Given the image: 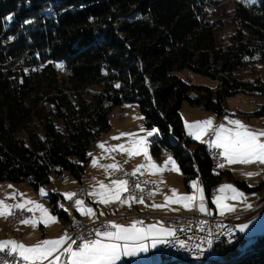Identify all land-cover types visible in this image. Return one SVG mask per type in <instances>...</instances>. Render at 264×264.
Wrapping results in <instances>:
<instances>
[{"label":"trees","instance_id":"1","mask_svg":"<svg viewBox=\"0 0 264 264\" xmlns=\"http://www.w3.org/2000/svg\"><path fill=\"white\" fill-rule=\"evenodd\" d=\"M215 1L0 0V181L26 182L37 190L49 183L51 172L79 179L90 161L89 146L109 129L110 107L132 101L145 127L158 130L151 154H171L185 186L198 179L210 198L209 189L232 175H215L206 146L186 139L182 103L222 115L236 93L264 99V81L235 75L254 62L264 69V0L236 6L238 25L223 46L207 19ZM183 68L216 80V87L183 82L174 73ZM148 83L157 87L150 90ZM89 85L101 88L92 108L73 97ZM40 103L65 122L66 135L50 124L45 138L28 129ZM243 116L264 117V103ZM21 131L29 133L28 144ZM262 187L264 181L254 189ZM58 199L51 192L49 205L64 217ZM215 250L221 261L213 264H264V234L249 240L239 235L236 245Z\"/></svg>","mask_w":264,"mask_h":264},{"label":"rangeland","instance_id":"2","mask_svg":"<svg viewBox=\"0 0 264 264\" xmlns=\"http://www.w3.org/2000/svg\"><path fill=\"white\" fill-rule=\"evenodd\" d=\"M257 2L258 0H216L208 7L207 19L218 45H227L238 25L234 18L236 6L240 3L257 4ZM129 11L126 10V13L128 14ZM128 15L130 16L131 13ZM130 17H133V15ZM174 73L187 84H198L209 88H215L217 85L216 80L192 73L186 68L176 70ZM235 75L237 78L245 81H264V69L260 62L247 65L242 70L235 72ZM152 87L154 88V86ZM100 90L99 86L89 85L82 88L78 94L74 92L73 97H82L88 102L89 108H92L96 101V93H99ZM261 103H264L263 97L259 98V95L250 96L239 92L227 98L226 110H252L256 109V106ZM179 114L187 140L206 145L207 147H214L210 140L212 139V129L216 126L214 121L217 122L216 113L204 111L197 106H191L187 102H183L179 109ZM48 124H50L54 132H61L64 135L68 133L65 122L61 118L56 117L47 104L40 103L28 129L35 132L40 138H45L47 132L46 126ZM108 124L109 129L103 132L88 148L90 161L85 168V174L81 178L83 184H79L78 179L66 171L61 173L60 179L57 178L58 175L55 172H51L49 183L40 187L38 193L27 184L0 183V222L6 209L12 204L20 207V203H34L36 207H40L44 203H47L45 200L48 201L49 190H62L63 195L69 192H73L74 194L80 185H84L86 195V193L88 194L86 184H89V181L94 183L91 187L94 191L93 194L96 195L99 202L103 206L111 204L120 195V180L112 178L120 170L131 176H143L139 174H143L145 169L153 167L155 171L163 172L168 169L170 163V171L178 173V165L171 154L163 152L162 154L167 156L160 164L158 162V159L161 160L160 157L151 154V143L155 138L159 137V133L156 128L145 127L137 102L126 101L120 105H112L109 109ZM255 134H258V132ZM20 135L24 138L26 144H28L30 140L29 133L21 131ZM217 139L218 136L216 135L215 140L217 141ZM194 147V144H191L189 149L193 150ZM241 150L242 153L234 154L226 162L222 160L220 164L213 165L212 171L215 175H218L221 170H227L231 173L232 179L223 177L218 180L216 185V187L218 186V193L212 199L213 207L211 211L213 212L216 208L218 217L232 219L236 221L237 225L242 222L237 229H242L244 232L243 238L249 240L251 237L264 234V213H261V210H264V187L260 190L254 189L261 181H264V164L260 165L262 160L264 161V152L260 153V150L251 149L249 143L245 147H242ZM221 159H224V155L221 156ZM256 174L259 175L257 176ZM252 175L256 176L254 181L250 177ZM170 177L175 179V173L170 175ZM235 180L245 182L248 189L238 185ZM30 189L34 193V196L30 192ZM62 191L60 192L62 193ZM58 205L60 209H68V207L72 211L74 209L71 204H66L67 207L64 206L62 199H59ZM206 209L207 204L198 207L200 211ZM70 210H67V215L73 213ZM186 213L188 212L169 214L177 216L186 215ZM168 217L171 216H164L162 219ZM115 218H117V215L104 211L103 214H99L98 212L94 219L82 222L88 224L103 220V224H106L108 219L111 221ZM17 223L8 225L5 221L4 226L11 228ZM68 230V226L66 225V233Z\"/></svg>","mask_w":264,"mask_h":264},{"label":"crops","instance_id":"3","mask_svg":"<svg viewBox=\"0 0 264 264\" xmlns=\"http://www.w3.org/2000/svg\"><path fill=\"white\" fill-rule=\"evenodd\" d=\"M254 110L236 109L217 115V122L214 121L216 126L212 129L210 142L213 144L212 146L220 149L221 156L224 155V159H222L224 162L234 154L242 153L241 148L248 143L251 149L260 150V153L264 152V117L247 118L243 116V113H250ZM256 132L258 134H255ZM216 135L218 136L217 141L215 140ZM189 147L186 149L188 150ZM206 148L212 147L206 146ZM166 156L164 154L159 156L161 159H158L159 164ZM263 164L262 160L260 165ZM169 166L170 163L168 169L163 172H157L155 168L150 167L145 169L143 174H139L155 185V188L150 191L149 197L139 201L120 198V195L127 190L126 181L120 179V195L111 204L103 206L93 194L91 186L94 183L89 181V184H86L88 194L85 195L84 190L83 196L76 200L73 214L84 222L94 219L98 212L103 214L106 211L109 214L117 215V218L111 221L108 219L105 224V228L113 226L114 230L103 232L101 241L94 245L72 251L68 264H124L125 258L140 257L158 249L163 239L173 233L172 227L163 223V215L191 211L196 202H198L197 209L200 205L207 204L206 210L212 212L213 198L207 197L204 187L198 182V179L190 181L189 186H185L181 171L179 173L180 169H178V173L172 171L175 173V179H172L170 175L173 173ZM85 170L80 178H77L79 184H83L81 178L85 174ZM250 177H252V181L256 178L254 175ZM57 178L60 179L61 175ZM2 182L9 181H0V183ZM21 184L29 185L26 182ZM31 189L30 192L34 196ZM39 190L40 188L35 192L38 193ZM60 191L62 190H49V196L51 192L57 193L59 199H62L64 206L67 207L66 199L74 194L69 192L63 195V191L62 193ZM59 199L57 200V212H63L64 217L54 213L47 200H45L47 203L40 207H36L34 203H20L18 208L27 210L30 216L11 228L5 227L4 222L10 207L14 204L8 208L9 210L6 209L0 222V250L7 248L17 251L18 255L29 264H58L61 256L60 250L66 241L67 210H70L69 207L60 209ZM70 211L72 212V210ZM212 213L218 215L216 208ZM238 231L243 237V230L239 229Z\"/></svg>","mask_w":264,"mask_h":264},{"label":"built area","instance_id":"4","mask_svg":"<svg viewBox=\"0 0 264 264\" xmlns=\"http://www.w3.org/2000/svg\"><path fill=\"white\" fill-rule=\"evenodd\" d=\"M212 165L220 164L221 151L218 148L208 149ZM113 179H124L127 183V190L120 195L122 200L131 198L133 201H139L149 197V193L155 188V185L146 180L144 176H131L123 171H117ZM200 182V181H199ZM210 193L211 198L217 195ZM84 194V187H78L72 197L68 199L69 203L75 207V202ZM195 207L188 211V215L182 220V224L166 225L173 229V233L163 239L161 246L146 255L125 258L124 264H198L206 261H221L215 247L220 244L234 246L239 239V232L236 225H228L226 228H218V218L208 217L207 210L200 211ZM96 211V210H94ZM30 216V213L15 205L10 207L5 221L7 224H15L23 221ZM164 216H172L170 214ZM163 216V218H164ZM76 220V218H74ZM77 236L66 238L60 252L58 264H68L69 255L72 251L82 247L92 246L101 241L103 232H111L110 228H103V220L95 221L86 227H76ZM252 241V240H251ZM240 253H243V247H239ZM0 264H29L23 260L17 251L10 249L0 250Z\"/></svg>","mask_w":264,"mask_h":264},{"label":"bare ground","instance_id":"5","mask_svg":"<svg viewBox=\"0 0 264 264\" xmlns=\"http://www.w3.org/2000/svg\"><path fill=\"white\" fill-rule=\"evenodd\" d=\"M152 86H154V88ZM148 87L150 90H153L157 87V84L156 83H150V84L148 83ZM199 181L200 180H198V182ZM80 187H83V186L80 185ZM215 191H217L216 186H213L209 189V197L210 198H211L210 193H215ZM66 204H70L68 200L66 201ZM259 212H260V210H259ZM261 213H264V210H261ZM187 215H188V213H186V215H177V216L174 215V216L163 219V223L165 225L182 224V220H184L185 216H187ZM76 216L73 213H69V215H67V221H66L67 223L66 224H67L69 230L66 233V238L69 236H77L76 227H86L88 224H93V223L85 224L82 221L78 220L76 218ZM180 216H183V217H180ZM207 216L213 217V218H218V220H219L218 221V228H226L228 225H236L237 224L236 221H234L232 219H226L224 217H218L217 215H215L214 213H212L210 211H207ZM74 218H76V220ZM76 221H78V223H76ZM103 228H105V224H103ZM215 262H217V261H206V262H200L198 264H213Z\"/></svg>","mask_w":264,"mask_h":264}]
</instances>
